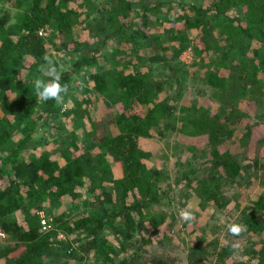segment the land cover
Returning a JSON list of instances; mask_svg holds the SVG:
<instances>
[{
	"label": "trees",
	"instance_id": "1",
	"mask_svg": "<svg viewBox=\"0 0 264 264\" xmlns=\"http://www.w3.org/2000/svg\"><path fill=\"white\" fill-rule=\"evenodd\" d=\"M1 1L18 9L16 16L0 9V228L8 241L0 246L1 264H49L67 255H77L76 264H82L91 252L100 255L98 264H212L213 256L218 264H264V159L254 151L239 157L229 147L238 123L245 124L242 119L247 117L240 105H254L256 114L264 106V0L136 2L144 5L141 17L147 22V11L161 13L165 40L178 46L174 58L192 49L195 62L205 70L199 74L202 84L209 86L217 99L203 105L194 101L177 114V105L160 96L163 91L169 95L170 78L166 89V80L151 77L154 67L149 62L142 64L143 70L139 61H122L125 50L137 56L145 49L138 45L141 34L134 31L133 20L127 17L129 0H113L118 4L112 5L107 15L96 13L89 6L92 0ZM50 26L57 35L41 33ZM75 28L87 31L85 46L89 44L76 69L97 61L96 55L110 43L117 44L115 60L102 62L100 55L85 93L100 99V110L105 109L101 104L107 110L115 106L117 113L108 112L110 109L106 114L91 113L82 99L71 95L76 106L85 108L77 115L84 123L86 143L79 145L72 136L56 147L34 144L28 151L33 133L51 123H39L40 108L47 112L45 121L52 116H70L55 101L39 100L33 80L52 41L79 43L73 37ZM146 36L150 37L149 47L160 55L164 41L150 33ZM112 63L118 67L112 68ZM72 73L63 70L61 83L68 84ZM176 83L179 87L182 82L177 79ZM251 95L260 97L252 100ZM169 122H176L174 128L186 135L184 154L189 160L185 162L181 158L167 163L142 146ZM194 136L206 139L191 143ZM242 137L245 143L253 139V128L247 127L240 142ZM258 141L264 142V135ZM171 164L177 170L174 181L168 168ZM254 178L259 189L254 190L256 197L239 218V223L247 226L244 233L250 240L233 255L235 242L219 239V232L214 231L218 225H212L208 211L213 205H228L225 191L230 183L247 186L245 198L252 195ZM80 186L93 197L94 201L86 202L88 209L72 220L49 213L54 215L53 227L50 224L44 229L37 207L74 194ZM181 198L192 206L195 220L174 231L179 217L171 209ZM244 203L242 196L236 208ZM18 209L23 213L20 219ZM83 233L86 240L75 246L72 239ZM185 234L191 235L193 242L185 255L167 251L176 246L173 240L177 236ZM154 244L162 246V253L152 252Z\"/></svg>",
	"mask_w": 264,
	"mask_h": 264
},
{
	"label": "rangeland",
	"instance_id": "2",
	"mask_svg": "<svg viewBox=\"0 0 264 264\" xmlns=\"http://www.w3.org/2000/svg\"><path fill=\"white\" fill-rule=\"evenodd\" d=\"M137 1L139 0H129V2H126V8L129 10V15L127 16L129 19L133 20V29L136 33L141 34L140 38L138 40V45L145 46V49L137 56H132L129 53H127L125 50L122 53V61L130 62V63H138L139 61L143 70L144 65H146L147 62H149V65L154 67L153 72L151 74V77H155L158 79H164L166 80V89L169 87V78L172 81V88L169 92V95L166 91L162 92V95H160L162 98H167V101L176 104L177 108L175 111V114L180 110L183 106L191 105L194 101H198L199 105L203 104H212L217 101L214 95H212V90L209 88V86H206L202 84V79L200 77V73H204V69L201 66L202 64H199V62L196 61L195 53L192 51V49H187L184 52H182L178 57H173L175 54V51L177 48L175 45L171 44L170 42L166 41L164 38V25L161 23L162 15L161 13H158V15L155 14V11L150 10L147 11L146 14L149 16L148 22L145 21L141 17V13L143 11L144 5L139 6L137 5ZM156 1V0H155ZM159 1V0H157ZM189 2H194L196 0H185ZM198 2H202L203 0H197ZM210 0L204 1L207 3ZM113 0H92L90 5L92 8L95 9V12H101L104 14H108L109 9L112 5L118 4L113 3ZM0 9L3 12H6L8 14H12V16H16L18 13V9H15L12 4L10 3H4L0 0ZM154 13V14H152ZM156 17V18H155ZM14 21L13 19L9 22ZM8 23V22H7ZM41 33L43 35H48V33L55 34V30L53 27H49L48 30L44 31L42 30ZM86 33L83 28H75L73 37L75 40H77L79 43H69L68 41H60L56 44L51 42V49L48 50L44 55L51 56L58 65L63 66V70L72 71L71 80L67 84L68 85V96L65 97V105L63 106V111L66 110L70 113V116L66 115L63 116H57L54 118V116L48 118L46 121L43 118L44 115H46V110L44 107L39 109L40 112V124H44L47 121H50V125L47 124L46 126L43 125L41 128H39L38 131L33 133V136L30 140V147L28 151H32V146L34 144L42 145L47 143L46 145H52L54 147L64 143L67 139H71L72 136L75 142L79 145H84L86 143V134L84 132L83 126V120L80 116L77 115V111H81V114L85 108L76 106L75 99L71 95H74L75 98H80L83 101H81L83 106H86L91 113L96 111H103L104 114L108 112H111L112 114L117 113L116 107H107L103 104H101L102 108H105L104 110H100L98 107V101H100L99 98H91L90 95L85 94L87 90L90 88V75L95 70V67H98L100 55H101V61L102 62H110L111 60H115L113 55V52L115 48L117 47L116 42L110 43L109 46H107L103 53H98L96 55L97 61L91 62L89 65H84L79 69H76L77 63L81 60V56H84L85 52L84 50L87 49V46H85L86 41ZM146 33H150L151 35H155L158 38L162 39L164 41L163 45H165L164 48L161 49V54L157 55L155 54V50L152 47H149L147 44L150 37L146 36ZM196 33V32H195ZM193 34V33H192ZM58 41V36L54 39ZM43 55V57H44ZM43 63L44 60L42 59ZM101 64V63H100ZM144 64V65H142ZM181 64V65H180ZM180 66V67H179ZM112 68H117V63L111 64ZM121 67V66H120ZM131 68V67H130ZM181 69V70H180ZM186 70V72H184ZM179 77V78H178ZM175 78V79H174ZM179 79L182 83L179 87H177V79ZM164 88V90H166ZM168 91V90H167ZM84 92V95H82ZM179 93V95H178ZM115 98V95H111ZM260 95H251L249 97L252 100L258 99ZM261 102L264 101L262 100ZM111 104V101H109ZM120 105V101L118 102V106ZM240 109L243 111H247V117L243 118L242 120L245 122V124L238 123V130L236 131V136L233 138V141L230 140V148L233 150L234 153H239V157H248L250 155H253V151L259 155L260 157H263L264 159V142L260 143L258 139L264 135V106L261 107V110L258 114H256V108L254 105L249 106L246 103H242L240 105ZM95 108V109H93ZM38 123V122H37ZM176 122H169L165 123L163 127L160 128V131L158 136L154 137L153 139H147L142 142V146L149 150L152 153H155L157 157L163 159V161H167V163H170L172 160L173 162L176 159H181L182 162H185V160H189V155L185 156L184 151L186 150V146L188 144V140L186 138V135L179 134L177 128H174V125ZM251 126L254 130V137L251 139L248 143L244 142V138L242 137L241 142L238 140L239 136L246 132L247 127ZM206 137H193L191 138V143H198L202 142L201 140H205ZM187 140V142H186ZM248 138L245 139L247 141ZM186 142V143H185ZM238 143V146L233 143ZM242 143V144H240ZM28 153V152H27ZM24 152V156L28 157V154ZM170 156V157H169ZM169 158V159H168ZM171 158V160H170ZM168 159V160H167ZM195 157L193 156L191 160L193 161ZM170 161V162H169ZM264 161V160H263ZM169 173L171 176V181H174L177 170L175 165L171 164L168 166ZM203 172V171H200ZM253 186V193L252 195L245 198V192L247 186L240 187L236 183H230V185L227 187V190L225 191V194L227 195V198H229V203L224 208H218L217 205H213L209 209V215L212 216V225H218L214 231L219 232L217 236L220 240H223L224 238L229 239L230 242H239L240 245H243L247 243L250 240V236H246L245 233H243L240 237H235L229 234L227 230V224L238 222L239 218L249 203L250 200H253L256 195L254 194V190L259 189V181L254 178V182L252 184ZM78 190L74 194H70L68 196H65L64 198L60 200H51L46 201L42 203L41 206L37 207V212H39L41 220L42 217H44L53 227L54 215H64L67 219L72 220L74 216H80L82 212L86 211L88 209L86 202L92 201L93 197L90 195V193L87 192L86 187H78ZM244 189V190H243ZM260 189H263L260 187ZM187 190L191 193V189L187 188ZM103 195V193H101ZM243 196V200L245 199V203L242 205V207L236 208L237 201ZM103 198V197H102ZM94 201V200H93ZM105 201H109L106 200ZM189 201H192L189 199ZM176 205H178L176 208L171 209V211L176 215V217H179V212L181 209H184L189 205L188 201H185L183 198L177 200ZM54 213V215H50L49 213ZM18 219L23 216L21 210H17L16 212ZM42 224V222H41ZM174 231L184 229V222L181 221L179 218L174 223ZM212 226V227H213ZM211 227V228H212ZM110 228L112 226L110 225ZM210 228V229H211ZM108 233H112V229H107ZM112 237H114L112 234H110ZM82 236V237H81ZM84 233L79 234L76 238L72 239L73 244L77 247L83 244L84 240ZM81 237V238H80ZM60 238L65 239V235H60ZM81 239L78 242H75L78 239ZM115 238V237H114ZM7 237L4 239H1L0 237V246H4L8 241H6ZM174 245L176 246L167 248V251L173 253L174 255H178L179 257L185 255L184 250L188 247V245H192L193 242L191 240V235L185 234L183 236H177L175 240H173ZM172 243V244H173ZM152 252L155 250H160L162 253L163 248L160 245L154 244L151 247ZM162 250V251H161ZM81 254L84 253L83 248L80 247ZM97 254V253H96ZM76 256L77 255H67L65 258L53 260L49 264H76ZM100 258V255H93V253H89L86 255V258L84 259V263L82 264H98V260ZM212 264H218L219 260L215 256H213L211 260ZM220 263V262H219ZM1 264V261H0Z\"/></svg>",
	"mask_w": 264,
	"mask_h": 264
},
{
	"label": "clouds",
	"instance_id": "3",
	"mask_svg": "<svg viewBox=\"0 0 264 264\" xmlns=\"http://www.w3.org/2000/svg\"><path fill=\"white\" fill-rule=\"evenodd\" d=\"M44 63L39 65L37 72L39 75L33 80V88L35 95L39 100L55 101L59 106L65 105V97L68 95V85L61 83V73L63 66L58 65L57 62L49 55H44ZM50 77L45 80L43 77ZM15 99L14 97H12ZM192 206L189 204L179 212V219L183 222H192L195 220L194 211L191 210ZM229 234L235 237H240L247 231V226L241 223L227 224ZM233 255H238L241 248L240 243L237 241L231 246Z\"/></svg>",
	"mask_w": 264,
	"mask_h": 264
},
{
	"label": "built area",
	"instance_id": "4",
	"mask_svg": "<svg viewBox=\"0 0 264 264\" xmlns=\"http://www.w3.org/2000/svg\"><path fill=\"white\" fill-rule=\"evenodd\" d=\"M41 222L44 229H48L50 227V223L44 217H42ZM0 237L1 239H4L6 237V234L3 232L1 228H0Z\"/></svg>",
	"mask_w": 264,
	"mask_h": 264
}]
</instances>
